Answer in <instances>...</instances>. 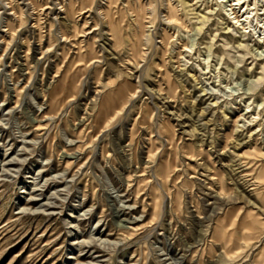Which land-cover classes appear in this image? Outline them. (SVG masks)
<instances>
[{
    "label": "rangeland",
    "instance_id": "374dc122",
    "mask_svg": "<svg viewBox=\"0 0 264 264\" xmlns=\"http://www.w3.org/2000/svg\"><path fill=\"white\" fill-rule=\"evenodd\" d=\"M249 2L0 0V264H264Z\"/></svg>",
    "mask_w": 264,
    "mask_h": 264
},
{
    "label": "bare ground",
    "instance_id": "6f19581e",
    "mask_svg": "<svg viewBox=\"0 0 264 264\" xmlns=\"http://www.w3.org/2000/svg\"><path fill=\"white\" fill-rule=\"evenodd\" d=\"M235 1V4H240V3H242V5L241 6H244V4H246V8H249L250 6H252V3L251 2H249V3H246V0H234ZM256 4V2L254 1V3H253V5H255ZM253 8L251 7V10H252ZM245 13H249V12H246L245 11ZM232 14H234V11L232 12ZM240 17H241V19L243 18V14L242 15H240ZM248 18V15H245V18L244 19H242V20H246ZM241 19H239V16H237V15H233V17H232V20H233V23L235 24V25H237L240 21H241ZM261 41V40H260ZM259 41V42H260ZM263 52H264V50H263ZM247 107H249V106H247ZM250 110V109H249ZM248 110V111H249Z\"/></svg>",
    "mask_w": 264,
    "mask_h": 264
}]
</instances>
